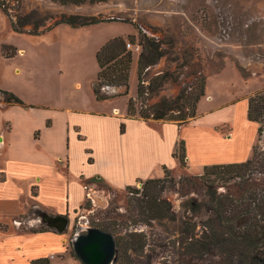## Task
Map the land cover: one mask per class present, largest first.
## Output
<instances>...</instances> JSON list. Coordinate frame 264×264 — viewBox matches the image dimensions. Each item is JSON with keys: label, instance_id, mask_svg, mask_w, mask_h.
<instances>
[{"label": "rangeland", "instance_id": "rangeland-1", "mask_svg": "<svg viewBox=\"0 0 264 264\" xmlns=\"http://www.w3.org/2000/svg\"><path fill=\"white\" fill-rule=\"evenodd\" d=\"M0 2L8 12V19H13L27 30H34L37 26L41 30L53 27L35 37H20L13 32L8 34L10 30L7 19L0 16V45L2 42L14 40L26 49L25 55L20 54L4 60L0 58V89L15 93L27 105L30 104L27 102L52 100L60 105L78 103L104 110H111L115 104L126 107L129 100L138 94L137 63L142 48L140 51L133 50L129 95L98 101L93 91V82L98 76V51L95 55L94 47L99 42L109 41L119 34L128 37L134 31L138 35L134 27L136 24L148 37L163 43V57L146 72L147 83L162 72H169L177 77L176 81L168 78L161 90L154 92L150 103L163 97L172 98L184 84L192 82L197 74H202L208 79L210 96L203 97L199 110L239 101L216 111L214 118L234 119L248 138L256 135L257 126L253 123L248 125L246 121V97L264 89V0ZM72 15L96 17L106 22L79 28L66 24L55 26L64 16ZM134 46L137 47L138 43ZM16 67L21 69L20 74L15 73ZM29 106L31 107L24 108L36 107ZM153 123L162 124L156 121ZM191 127L183 132L189 133ZM260 140L258 135L256 145L264 143V137L262 142ZM202 170L204 172L196 162L190 164L189 170L180 167L171 170L174 182L162 187L159 195L160 199L170 202L174 215L149 222L142 214L140 202L143 182L135 186L139 192L131 195L126 189L110 190L102 180H96L97 185L91 186L100 191L97 194L98 200L95 203L88 199L74 215L72 224H68L66 232L69 233L71 241V256L65 260L57 257V264H82L72 253L73 240L87 228L104 224L114 226L118 236L132 233L142 235L144 244L138 250L140 252L130 250L133 264L219 263L221 260L216 252L202 256L187 245L185 242L188 235L185 236L182 232L186 227H193L199 236L203 222L208 217L205 211L191 212L184 208L186 202L203 201L206 184L199 179L186 185L180 184L182 178L201 175L199 173ZM154 177H162L161 171H156ZM259 178L260 181H253V185H264V177ZM217 188L225 192L228 190L220 184ZM230 188L238 193L234 186ZM60 217L69 219L68 215Z\"/></svg>", "mask_w": 264, "mask_h": 264}, {"label": "crops", "instance_id": "crops-1", "mask_svg": "<svg viewBox=\"0 0 264 264\" xmlns=\"http://www.w3.org/2000/svg\"><path fill=\"white\" fill-rule=\"evenodd\" d=\"M0 16L7 19L8 34L36 36L15 32L1 8ZM107 41L95 45V55ZM4 45L14 47L17 55L26 54L24 47L8 40L0 45L1 60L6 58ZM15 73L20 74L21 69L16 67ZM206 96H210L208 88ZM238 102L202 111L200 101L198 118L182 126L127 119L128 105L122 108L115 104L111 110H104L78 103L60 105L52 100L27 102L34 108L0 102V264H32L45 258L57 264V257L68 259L71 241L66 229L32 232L29 228L65 215L68 227L88 199L98 200L100 191L91 186L97 185L96 180L123 191L139 180L163 178L164 166L171 170L180 167L173 154L182 140L187 150L185 170L193 162L204 169L251 159L258 125L247 117L248 101L246 121L257 126L253 137L248 138L234 119L214 118L216 111ZM188 125L192 126L189 133L183 132ZM156 171H161L162 177H154ZM87 181L93 182L87 185Z\"/></svg>", "mask_w": 264, "mask_h": 264}, {"label": "trees", "instance_id": "trees-1", "mask_svg": "<svg viewBox=\"0 0 264 264\" xmlns=\"http://www.w3.org/2000/svg\"><path fill=\"white\" fill-rule=\"evenodd\" d=\"M60 1L65 2V0ZM0 8L8 16V12L1 2ZM10 22L12 29L18 33L41 35L53 29L51 26L41 30L40 26H37L34 30H27L11 18ZM102 22L106 21L96 17L72 15L64 16L55 23V26L66 24L73 28H79ZM134 27L138 35L112 38L97 52L99 72L93 86L96 99L102 101L129 95L133 51L127 48V43L130 42L133 45L138 43L142 48L138 59V94L136 99L129 100L126 118L178 126L196 120L198 104L207 94V78L202 74H197L192 82L184 84L172 98L163 97L150 103L154 92L161 90L160 88L168 81V78L176 81L177 77L172 73L162 72L147 83L145 74L163 57V43L148 37L138 25L135 24ZM3 54L6 58H12L17 55V50L12 46L4 45ZM247 101V117L249 121L258 125V135L261 138L259 142H262L264 137V89L247 97ZM0 102L13 106L31 107L15 93L2 89H0ZM125 130L126 125L123 122L121 132L124 133ZM173 156L179 160L181 169L188 167L184 140L180 142ZM259 177H264L263 142L254 146L253 156L247 161L208 165L205 166L202 175L182 178L180 180L182 185H186L194 179H199L206 184L203 201L186 202L185 210L198 213L205 211L206 215L208 214L199 236L196 235L193 227L183 229L184 235H188V240L185 243L202 256L212 251L216 252L221 260L217 264H264V185H253V181H260ZM92 182L87 181L86 183L88 185ZM141 182H143V191L140 202L144 218L149 222L174 215L170 202L160 199L159 195L162 187L167 183L174 182L171 177V169L164 166L163 178L139 180L137 183ZM219 184L228 189L227 192L220 191L217 188ZM105 185L112 190L108 184ZM231 186L238 190L237 194L231 190ZM126 190L131 195L139 192L135 186H128ZM186 222L190 225L188 221ZM97 227L111 232L116 237L119 255L115 264H133L130 250L136 253L140 252L138 250L144 244L142 235L132 233L127 236H118L115 227L111 224ZM29 230L44 232L57 229L43 224L37 228L31 227ZM72 253L76 256L73 249ZM32 264H50V260L39 259L33 261Z\"/></svg>", "mask_w": 264, "mask_h": 264}, {"label": "water", "instance_id": "water-1", "mask_svg": "<svg viewBox=\"0 0 264 264\" xmlns=\"http://www.w3.org/2000/svg\"><path fill=\"white\" fill-rule=\"evenodd\" d=\"M44 222L58 231L67 229L66 218ZM72 249L82 264H115L119 255L116 237L98 227H89L78 233L72 242Z\"/></svg>", "mask_w": 264, "mask_h": 264}, {"label": "built area", "instance_id": "built-area-1", "mask_svg": "<svg viewBox=\"0 0 264 264\" xmlns=\"http://www.w3.org/2000/svg\"><path fill=\"white\" fill-rule=\"evenodd\" d=\"M127 48L130 50H137L140 51L141 47L138 45L137 47H135L133 44H131L130 42L127 43Z\"/></svg>", "mask_w": 264, "mask_h": 264}]
</instances>
